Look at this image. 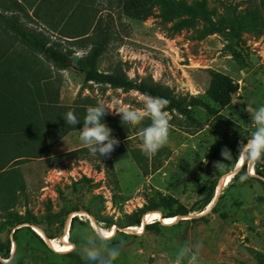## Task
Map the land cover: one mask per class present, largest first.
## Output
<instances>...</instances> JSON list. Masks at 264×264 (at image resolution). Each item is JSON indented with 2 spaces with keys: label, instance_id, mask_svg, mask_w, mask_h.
<instances>
[{
  "label": "rangeland",
  "instance_id": "rangeland-1",
  "mask_svg": "<svg viewBox=\"0 0 264 264\" xmlns=\"http://www.w3.org/2000/svg\"><path fill=\"white\" fill-rule=\"evenodd\" d=\"M82 3L80 23L89 29L98 22L84 47L63 40L60 30L50 31L52 25L43 27V19L17 15L27 29L45 32L60 44L71 64L62 70L4 26L2 16L11 15H5L0 0V88L14 100L16 121L35 135L6 150L27 158L0 178V264H87L82 259L86 241L104 231L112 233L110 244L120 252L114 264H173L181 247L197 243H202L199 264H264V163L239 169L238 162L231 171L221 153L214 154L226 125L198 106L188 107L189 115L166 107L169 143L153 157L143 153L139 135L151 121L123 125L120 115L109 111L102 122L120 143L110 156L92 155L79 139L87 108L139 109L144 94L86 82L75 66L99 43L98 71H121L133 81L165 86L177 97L204 101H210L212 73H225L238 91L220 114L251 138L255 125L248 111L264 106V0ZM215 26L226 29L212 33ZM233 50L247 65L234 58ZM68 111L80 120L75 127L63 119ZM43 138L48 145L57 141L38 158ZM217 163L223 165L218 169ZM140 164L148 165V173ZM242 175L248 179L241 182ZM152 212L158 218L144 224ZM172 213L178 215L162 220ZM141 215L144 225L159 221L158 230H144L142 224L107 227ZM66 246L67 251L57 250Z\"/></svg>",
  "mask_w": 264,
  "mask_h": 264
},
{
  "label": "trees",
  "instance_id": "trees-1",
  "mask_svg": "<svg viewBox=\"0 0 264 264\" xmlns=\"http://www.w3.org/2000/svg\"><path fill=\"white\" fill-rule=\"evenodd\" d=\"M153 2L161 3L164 6H169L174 3V0H152ZM83 8V7H82ZM81 9H75L72 12L71 18L68 20V24L62 26L61 38L67 42H78L79 47L87 46L89 39L91 37L90 32L95 31L97 24H91L89 29H87L84 24L80 23L83 18ZM180 9H186L190 11L193 9L190 6H183ZM5 15H7V10H5ZM257 19H262V15H257ZM5 27H10L16 31L17 34L25 41L27 46L31 47L37 53L45 55L48 60H51L54 65L62 70H65L71 66L68 55L61 53L59 46L55 42H51V38L42 31H35L27 29L19 19L16 14L11 16H2L1 18ZM75 21V22H74ZM71 23V24H69ZM80 23V24H79ZM82 24V25H81ZM224 27H214L212 33H219L224 31ZM235 31V30H234ZM234 35L238 37V33L234 32ZM96 43H92L95 45ZM100 44L93 46L86 55L78 58L75 62V66L85 74L86 82H93L97 84H106L114 89H128L135 90L142 94H148L153 97H162L169 101L167 105L168 110L171 112H177L181 115H189L188 107H201L205 109L208 113L212 114L214 117L220 119L227 127L223 138L219 141L218 145L215 148V155L221 153V150L227 147L231 154L232 158L226 160L224 158L225 164L233 171L236 167V164L240 162V167L243 168L246 166V162L240 161L237 159L239 146L241 143H247L249 134L243 132V129L227 119L225 116L220 114V110L229 108L233 102V95L238 91V86L235 84L232 77L222 72H213L211 76V81L209 88L207 90V97L210 101H204L198 98L189 96H175L169 88L162 86L157 83H153L147 80H141L139 82L131 80L126 74L121 71H116L113 73H106L98 71L95 68L97 53L100 51ZM234 58L243 65L244 61L239 52L233 50ZM14 103L13 98L3 89L0 88V178L5 179L8 176V168L19 164L20 161H23L27 158L26 155H23L21 152L14 151L8 153L7 148L14 146L20 139L24 137H33L35 136L30 130L19 124L15 118V112L11 109V105ZM213 104V105H212ZM215 107H219L216 109ZM14 115V116H11ZM50 145H53L57 140H49ZM44 149L38 158H41L44 153L48 154V148L50 145L47 144L48 138L42 139ZM134 157L136 153H133ZM141 165V169L144 173H148V165ZM238 165V164H237ZM113 165H110V170L113 171ZM14 172V171H13ZM13 172H10L11 174ZM241 171L236 173V176ZM214 189L212 190L211 197L213 196ZM180 214L186 215L187 212H181ZM178 213L172 214H163V218H172L176 217ZM22 224V223H20ZM142 224V215L134 219V216H129L128 221L124 224H114L109 222L108 228H111L113 225H117L119 228H126L131 226H141ZM160 225L159 221H155L151 224L144 225V230H158ZM15 230L14 232H16ZM118 232V231H117ZM6 259L9 258V249L5 255Z\"/></svg>",
  "mask_w": 264,
  "mask_h": 264
},
{
  "label": "clouds",
  "instance_id": "clouds-1",
  "mask_svg": "<svg viewBox=\"0 0 264 264\" xmlns=\"http://www.w3.org/2000/svg\"><path fill=\"white\" fill-rule=\"evenodd\" d=\"M143 108L120 107L118 110H109L103 104L89 106L83 121V128L80 130V141L88 148L92 155L110 156L120 143L118 139L112 136V130L102 122L103 117L109 111L120 115L123 125L137 127L143 124L145 118L151 121L146 127L140 130V139L142 141V151L148 157L155 156L159 150L167 146L170 139L172 125L170 117L165 110L169 101L162 97H153L144 94L141 97ZM251 114V120L255 125V131L251 133V138L247 143H241L237 159L247 164L255 165L264 163V106L255 110L248 111ZM66 124L76 126L80 120L73 111H68L63 117ZM221 155L226 160L232 158L230 150L225 147L221 150ZM223 163H217L215 166L219 169ZM247 175L240 177L241 182L247 180ZM112 233L104 231L95 237H90L82 249V259L87 264H114V261L120 255L119 249L110 244ZM202 243L193 246L181 247L173 264H199L198 255Z\"/></svg>",
  "mask_w": 264,
  "mask_h": 264
},
{
  "label": "crops",
  "instance_id": "crops-1",
  "mask_svg": "<svg viewBox=\"0 0 264 264\" xmlns=\"http://www.w3.org/2000/svg\"><path fill=\"white\" fill-rule=\"evenodd\" d=\"M83 4L82 0H1V7L7 10L9 15L24 12L33 20H36V17L43 19L46 22L42 21V26L52 25L50 31L53 33L59 32L62 26L68 24L72 12L81 9Z\"/></svg>",
  "mask_w": 264,
  "mask_h": 264
},
{
  "label": "bare ground",
  "instance_id": "bare-ground-1",
  "mask_svg": "<svg viewBox=\"0 0 264 264\" xmlns=\"http://www.w3.org/2000/svg\"><path fill=\"white\" fill-rule=\"evenodd\" d=\"M236 168H239L240 169V164H238L237 165V167ZM230 177H231V175H228L227 177H226V179H225V183H228L229 182V180H230ZM221 189V187H218V191ZM210 211V207L207 209V211ZM158 218V213L157 212H152V213H148L146 216H145V218H144V224H145V222L146 223H148V221H151L152 219H157ZM166 221H169L170 219H165ZM143 228V227H142ZM68 239V234H67V236H66V240ZM69 248H68V246H66V247H64V248H58L57 250L58 251H61V252H63V251H67ZM56 250V249H55Z\"/></svg>",
  "mask_w": 264,
  "mask_h": 264
},
{
  "label": "water",
  "instance_id": "water-1",
  "mask_svg": "<svg viewBox=\"0 0 264 264\" xmlns=\"http://www.w3.org/2000/svg\"><path fill=\"white\" fill-rule=\"evenodd\" d=\"M164 218L162 217V220H163ZM142 227H143V229H144V224H142Z\"/></svg>",
  "mask_w": 264,
  "mask_h": 264
}]
</instances>
